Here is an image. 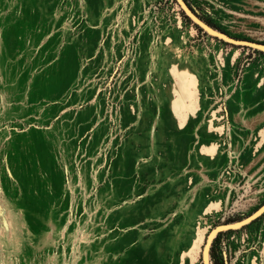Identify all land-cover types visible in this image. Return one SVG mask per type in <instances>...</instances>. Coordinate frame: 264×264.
I'll use <instances>...</instances> for the list:
<instances>
[{
	"label": "rangeland",
	"instance_id": "rangeland-1",
	"mask_svg": "<svg viewBox=\"0 0 264 264\" xmlns=\"http://www.w3.org/2000/svg\"><path fill=\"white\" fill-rule=\"evenodd\" d=\"M183 1L264 46V0ZM174 64L202 81L176 118ZM263 119L264 47L177 0H0V264H178L177 226L264 206ZM215 239L264 264V213Z\"/></svg>",
	"mask_w": 264,
	"mask_h": 264
},
{
	"label": "bare ground",
	"instance_id": "bare-ground-1",
	"mask_svg": "<svg viewBox=\"0 0 264 264\" xmlns=\"http://www.w3.org/2000/svg\"><path fill=\"white\" fill-rule=\"evenodd\" d=\"M180 7L184 10L185 13H187L190 16V18L194 22L198 23L195 20V18L190 14V12H188V10H186L181 5ZM200 23H201V27L206 29L210 34L212 35L214 34L215 36H219L221 38L219 32L211 29L210 27L205 25L202 21ZM169 74L172 77L174 84L169 91H164L163 97L171 98L170 107L174 117L176 118L178 116H181L182 115L180 114L181 111L186 109L182 97H187L190 100H192L194 94L200 93L202 81H201V76L199 75L198 72L190 68H182L180 64H174L170 68ZM175 94L180 95L179 100H175L173 98ZM210 125H214V116H212L210 119ZM213 153H214V149L211 150V153L209 155L213 156ZM263 207H261L260 209H262ZM207 212L209 211L207 210ZM263 213H264V208L259 212H257V214L253 218L256 217L259 218ZM249 221H247L246 223H248ZM195 225L190 222L181 224L177 226L172 232V234L169 236L168 246L172 250H175L177 248L180 251L178 264H195L200 252H202V254L204 255V259H207L209 257V251H210L212 239L214 238L215 235L217 236V234L212 233V230H210L209 238L207 241L204 242L205 239L204 235L207 231L203 230V232H201L200 230L203 227L195 226ZM202 245H203V249L201 247ZM166 252L168 253V251H165L163 256L165 255L167 256Z\"/></svg>",
	"mask_w": 264,
	"mask_h": 264
},
{
	"label": "water",
	"instance_id": "water-1",
	"mask_svg": "<svg viewBox=\"0 0 264 264\" xmlns=\"http://www.w3.org/2000/svg\"><path fill=\"white\" fill-rule=\"evenodd\" d=\"M177 2H179L180 5L183 6L186 10H188V12H190V14H191V15L195 18V20L198 22L197 24H198L199 26H201V23H200L201 21L198 19L197 16H195V15L190 11V9L187 7V5L185 4V2H184L183 0H177ZM186 14H187V13H186ZM187 15H188V14H187ZM188 16H189V15H188ZM189 17H190V16H189ZM195 23H196V22H195ZM220 36H221V39H223V40H225L226 42L231 43V44L240 45V46H247V47H249V48H253V49H260V48L264 47V46H262V45H259V44H257V43H253V42L234 40V39L229 38V37H227V36H225V35H223V34H221V33H220ZM217 37H219V36H217ZM219 38H220V37H219ZM263 208H264V207H263ZM263 208H262V209H263ZM262 209H260V210H262ZM260 210H259V211H260ZM259 211H257V212H259ZM257 212H256L255 214L253 213V214L250 215L249 217H247V218H245V219H243V220H241V221H239V222L232 223V224H234V225H231V224H225V225H222V227H221V226H218V227H216V228L213 229L212 233H216L217 236H218V234L223 233V232H227V231H232V230H238V229H241V228H243L244 226H246V225L252 223L254 220L257 219V217H256V218H253V217L257 214ZM249 220H250V221H249ZM247 221H249V222L246 223ZM236 227H238V228H236ZM210 249H211V247H210ZM209 252H210V251H209Z\"/></svg>",
	"mask_w": 264,
	"mask_h": 264
},
{
	"label": "trees",
	"instance_id": "trees-1",
	"mask_svg": "<svg viewBox=\"0 0 264 264\" xmlns=\"http://www.w3.org/2000/svg\"><path fill=\"white\" fill-rule=\"evenodd\" d=\"M231 232H232V231H227V232H225V233H220V234H218V236H216V239H215V240L219 239L220 236H222V235H224V234H227V233H231ZM211 253H212V258H213V260H214V264H219V263L217 262L216 258H215V255H214V247H212V249H211Z\"/></svg>",
	"mask_w": 264,
	"mask_h": 264
},
{
	"label": "crops",
	"instance_id": "crops-1",
	"mask_svg": "<svg viewBox=\"0 0 264 264\" xmlns=\"http://www.w3.org/2000/svg\"><path fill=\"white\" fill-rule=\"evenodd\" d=\"M258 87H259V86H258ZM201 104H202V107H203V108L207 107L206 102H205V100H203V99L201 100ZM202 107H201V108H202ZM201 110H202V109H201ZM215 111H217V110H215ZM199 113H200V112H199ZM197 116H198V115H197ZM197 116H196L195 118H192V119H196ZM263 120H264V119H263ZM179 129H181V128H179ZM263 129H264V127H263ZM181 130H183V129H181ZM261 130H262V129H261ZM261 130H260V131H261ZM260 131H259V132H260ZM220 135H221V134H220ZM262 143H264V142H262ZM203 158L206 159V160H208V159H209V160H210V159H211V160L214 159L213 157H210V158H209L208 156H204Z\"/></svg>",
	"mask_w": 264,
	"mask_h": 264
}]
</instances>
